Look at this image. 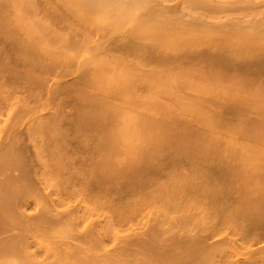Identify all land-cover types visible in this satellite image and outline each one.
<instances>
[{
    "label": "rangeland",
    "instance_id": "374dc122",
    "mask_svg": "<svg viewBox=\"0 0 264 264\" xmlns=\"http://www.w3.org/2000/svg\"><path fill=\"white\" fill-rule=\"evenodd\" d=\"M131 1L0 0V264H264V0Z\"/></svg>",
    "mask_w": 264,
    "mask_h": 264
},
{
    "label": "bare ground",
    "instance_id": "6f19581e",
    "mask_svg": "<svg viewBox=\"0 0 264 264\" xmlns=\"http://www.w3.org/2000/svg\"><path fill=\"white\" fill-rule=\"evenodd\" d=\"M66 1H67L68 4H70V5L73 7V9H75V10L77 11L76 14H77V15L79 14V16H81V15L83 16L84 14H85L86 16H88V14H91V10H88L87 7H90V8H91V7H92V3H93V7H92V8H94V9L92 10V11H93L92 14L94 13L96 7L98 6V4H97L98 2H99V3L101 2L102 5L104 4L103 2H105V1H106V4L108 3V2H107L108 0H100V1H99V0H96V1H95V0H66ZM109 1L111 2V0H109ZM132 1H133V0H132ZM132 1H131V3L129 2V5H128V6H124V8H123V6H121V8L118 10V14H119V15L121 14V17H122L123 14H125L126 16H129V15L132 13V11L134 12L135 9H137V10L139 9V8H136V7L139 6L138 4H140L139 1L137 0L136 3H135V0H134V2H132ZM140 1H141V0H140ZM217 1H219V0H217ZM137 2H138V3H137ZM143 2H144V1H143ZM101 3H100V4H101ZM164 3H165V2H164ZM106 4H104V5H106ZM94 5H97V6L95 7ZM145 5H146V4H145ZM168 5H169V4H168ZM135 6H136V7H135ZM141 6H144V5L141 4ZM105 7H106V6H105ZM118 7H119V6H118ZM133 7H134L135 9H134ZM163 7H164V6H163ZM98 8H99V7H98ZM98 8H97V9H98ZM122 8H123V9H122ZM132 8H133L134 10H132ZM165 8H166V7H165ZM165 8H164V9H165ZM86 9H87V10H86ZM97 9H96V11H95V13L97 12L95 15H98V14H101V15H102L104 12H106V11L102 12V11H101L102 8L99 9V12L97 11ZM116 9H117V8H116ZM160 9H163V8H160ZM75 10H74V11H75ZM120 10H121V12L119 13ZM88 11H90V12L87 14ZM100 11H101V13H100ZM107 11H108V10H107ZM154 11H155V10H154ZM160 11H161V10H160ZM166 11H167V10H166ZM169 11H170V10H169ZM169 11H168V12H169ZM172 11H173V10H172ZM163 12H164V11H163ZM179 12H180V11H179ZM156 13H157V12H156ZM158 13H160V12H158ZM92 14H91V15H92ZM104 14H105V13H104ZM116 14H117V12H116ZM116 14H114V15H116ZM133 14H134V13H133ZM153 14H154V16H152L153 18H152V17H148L147 15H146V16L144 15V16H145L144 18H143V16L141 17L142 19L140 20V23H138V25L136 24V28H137L138 30L136 31V35H135V36H136L137 38H143L144 36H140V35H144V34H145V37H144V38L147 39L148 37H152V35H150V34H153V36H154V33L156 32L155 34H159L158 36H160V33H162V36H160V37H163V41H166L165 39H167V38L169 37V36H168L169 33H167L168 31H167L165 28L161 27V25L164 26V23H167V22L165 21L164 23H161V22H163V20H161V19H160L161 21H158V22H160V23H157V22H155V21H152V19H154V18L157 19V17L159 16V14H157V16L155 17V13H153ZM178 14H179V13H178ZM180 14H181V13H180ZM91 15H90V16H91ZM125 15H124V16H125ZM148 15H149V14H148ZM151 15H152V14H151ZM151 15H149V16H151ZM92 16H94V14H93ZM112 16H113V15H112ZM116 16H118V15H116ZM131 16H132V15H130L129 18H130ZM172 16H173V15H172ZM84 17H85V16H84ZM119 17H120V16H119ZM119 17H118V18L116 17L117 19H115V20L113 21V23L111 22V23H112L111 25H116L117 27H118L119 25H121V22H122V18H123V17H122V18H121V17L119 18ZM161 17H162V16H161ZM165 17H166V16H165ZM179 17H180V16H179ZM124 18H127V17H124ZM145 18H147V19H145ZM150 18H151V21H150ZM171 18H172V17H171ZM118 19H120L121 21L118 20ZM148 19H149V20H148ZM156 19H155V20H156ZM162 19H163V18H162ZM167 19H168V18H167ZM116 20H117V21H116ZM157 20H159V19H157ZM157 20H156V21H157ZM149 21H150L152 24H151ZM124 22H125V19H124ZM127 22H128V18H127ZM137 22H139V21H137ZM154 22H155V24H153ZM122 24H124V23L122 22ZM157 24H158V25H157ZM159 24H160V25H159ZM168 24H169V20H168ZM170 24H174V23H171V21H170ZM170 24H169V26H170ZM183 24H184V23H183ZM166 25H167V24H166ZM181 25H182V24H181ZM113 27H115V26H113ZM177 27L180 28L179 26H177ZM177 27L175 26V27L173 28L172 26H170L169 28H170V30H171V28H173V29L171 30V32L173 31V33H174V31H175V33H176V31H180V29L182 28V27H181L180 29L177 30ZM184 27H185V26H184ZM121 28H122V25H121ZM185 28H187V26H186ZM185 28H184V29H185ZM117 29H118V28H117ZM142 29H143V30H142ZM115 30H116V29H115ZM170 30H169V32H170ZM189 30H190V29H189ZM157 31H158V32L160 31V32L158 33ZM182 31H183V30H182ZM144 32H145V33H144ZM148 32L150 33L149 35H148ZM171 32H170V33H171ZM180 32H181V31H180ZM177 33H178V32H177ZM177 33H176V34H177ZM134 34H135V31H134ZM179 34H180V33H179ZM137 35H139V36H137ZM146 35H147V36H146ZM177 35H178V34H177ZM133 36H134V35H133ZM135 36H134V37H135ZM144 38H143V39H144ZM167 40H168V39H167ZM161 41H162V40H161ZM100 62H101V61H100ZM101 63H105V62L103 61V62H101ZM122 73H123V72H122ZM129 73H130V72H129ZM129 73H126L127 75H125V74H123V75L128 76ZM120 74H121V73H120ZM120 74H119V75H120ZM116 75H117V74H116ZM123 75H121V76H123ZM114 76H115V75H114ZM129 76H131V75H129ZM112 77H113V76H111V78H110L111 81L113 80ZM115 77H116V76H115ZM115 77H114V79H116ZM123 77H124V76H123ZM120 78H121V77H120ZM125 78H127V77H125ZM123 79H124V78H123ZM128 79H130V77H128ZM118 80H119V79H118ZM122 81H123V80H122ZM124 81H125V80H124ZM246 259H247V258H246ZM250 261H251V260H250Z\"/></svg>",
    "mask_w": 264,
    "mask_h": 264
}]
</instances>
